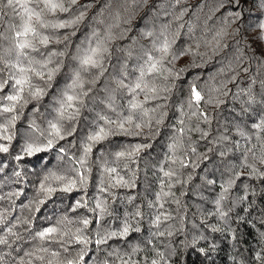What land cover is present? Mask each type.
Returning a JSON list of instances; mask_svg holds the SVG:
<instances>
[{
    "label": "trees",
    "instance_id": "16d2710c",
    "mask_svg": "<svg viewBox=\"0 0 264 264\" xmlns=\"http://www.w3.org/2000/svg\"><path fill=\"white\" fill-rule=\"evenodd\" d=\"M86 2L88 0H80V3ZM173 2L150 0L152 7L141 8L131 25H121L130 30L113 42L112 55L106 62L107 71L94 85H86L91 87V91L85 98L79 118L75 122H65L67 129L75 128L72 135L58 141L47 152L16 159L20 146L30 137V122L35 120L46 127V120L52 118L48 96L38 112L33 111L35 102L28 104L20 113L15 127H10L9 131L14 135L10 150L0 153V168L3 169L0 171V217L4 219L0 224V238L8 241L6 245H0V264H21L22 260L28 264L30 259L31 264H44L25 255L28 252L45 255L37 251L41 247L59 251L61 264L77 258L83 248L74 238L78 228L93 240L81 264H104L106 259H110L108 253L114 249L131 255L133 248L138 251L132 258L139 264H149L152 259H157V252L164 254L167 264H264V178L253 175L249 167L251 165L264 172V164L258 159L264 155V131L252 127L264 115V104H261L264 90L260 85L264 80V56L259 54L258 46L252 44L255 30L249 27L250 24L255 25L259 13L254 8L249 13L246 7L241 18L236 20L229 16L236 9L227 2L221 6L222 0H184L175 7ZM102 6L103 0L89 11V18ZM118 7L119 4L114 2L112 10ZM184 8L187 12L183 20L176 21L175 16ZM104 19L106 23L111 22L110 12L105 13ZM260 19L264 20V16ZM18 22L11 10L5 9L0 31L11 37L8 25ZM85 23L88 26L80 25L76 35L71 37L69 52H74V45L81 43L91 28L97 26L94 22ZM180 23L184 24L183 28H179ZM190 26L191 32L188 30ZM238 26L240 31L231 35ZM221 28L230 33L226 38L229 47L223 52L211 59H202L199 54L181 55L167 66L175 71L182 68L185 71L178 78L164 80L161 77L156 80L158 87L170 89L163 93L167 99L149 101L145 107L152 109L163 104L159 110L166 114L162 124L155 123L159 111L150 112L148 116L137 111L134 113L137 122L151 119V126L142 129L143 135L109 136L93 145L86 163L81 166L79 161L84 156L87 137L98 124L104 123L99 117L116 120L129 114L131 97L125 90L117 89L116 82L124 78L122 66L125 64V82L139 74L136 67L143 61L138 58L142 57L143 50L151 49L153 40V37L143 36L142 31H153L156 35L165 33L171 39L179 29L172 51L191 48L196 52L199 42V52L202 53L206 51L203 39H211ZM70 31L62 29L58 34ZM114 31L118 34L120 29ZM10 46V39H0V55H4V50ZM50 47L62 49L63 45ZM236 48L243 54L241 69L247 68L248 71L240 70L237 79L227 83L228 94L219 97L222 101L219 107L201 102L199 111L207 113L211 119L206 123L198 118L199 111L192 115L194 109L187 106L190 86L195 84L203 94L215 97L216 93H209V89L220 87L222 81L233 75L221 74L219 70L234 58ZM119 49H130L131 58H128L127 51ZM64 60L68 63L69 58ZM66 75L57 77L59 88L67 82ZM91 78V74L85 75L86 80ZM59 88L50 91L58 92ZM139 99L143 100V94ZM110 103L112 107H109ZM182 111L185 113L183 116ZM9 115L0 117V124L6 123ZM180 119L184 120L183 125L178 123ZM180 127L186 131L177 148L170 150L169 145L179 135L176 130ZM203 132L208 135L203 136ZM137 144L150 147L131 158L115 155L119 151L131 150ZM60 148L65 151L60 152ZM181 161L187 166H182ZM107 167L115 168L119 177L134 183L135 187H111L115 181L104 171ZM161 169L171 170L175 175L165 177ZM78 173L87 175L86 188L59 191L63 184L55 181L54 176L77 177ZM45 177H48L47 181ZM229 180L234 183L225 199L217 205L223 190L221 185L227 186ZM41 183L51 184L58 190L51 196H45L40 191ZM162 188L168 195L158 201L157 194ZM78 201L87 207H77ZM101 201L106 205L107 213L97 222L99 209H96V204ZM137 210L140 216H135ZM220 212L224 213L223 217ZM159 214L162 216L157 227L154 221ZM163 216L171 218L165 220ZM84 219L92 221L87 228L82 224ZM126 219L139 231L131 232L126 238H113L106 245H95L97 233L102 235L118 230ZM47 227L57 228L55 242H44L36 236ZM8 228H12L14 235L8 233Z\"/></svg>",
    "mask_w": 264,
    "mask_h": 264
},
{
    "label": "snow or ice",
    "instance_id": "6c2138e0",
    "mask_svg": "<svg viewBox=\"0 0 264 264\" xmlns=\"http://www.w3.org/2000/svg\"><path fill=\"white\" fill-rule=\"evenodd\" d=\"M114 2L118 3L119 7L113 11L112 5ZM183 2L184 0H174L173 7ZM223 2L231 4L236 9V11L229 13V16L236 20L241 18L246 7L249 13L253 8L256 9L259 13L257 22L254 26L250 24L249 27L255 30V35L251 37L252 44L257 45L259 54L264 56V20L260 19V16H264V0H222L221 6H223ZM98 4H101V0H88L86 3H80V0H0V5H2L0 7V22L3 20L5 9H10L13 16L17 17L19 21L18 23H9L7 31L11 32V37L0 31V39L11 40V46L4 50V55H0V117L10 114L7 122L0 124V141H4L0 142V153L9 152L11 141L14 138L9 129L15 127L23 109L28 104L35 102L36 106L33 111L38 112L40 107L43 106L46 96L50 97L49 104L51 105L50 114L52 118L46 120V127L37 124L35 120L30 122V137L20 146L16 159L22 160L25 156L31 157L47 152L53 149L58 141L72 135L75 128L67 129L65 122H75L79 118L81 109L85 105V98L89 96L91 91V87H86V85H94L107 71L106 62L112 55L113 42L118 38H122L130 30L129 28H122L121 25H131L136 13L141 8L153 6L150 4V0H103V6L95 15L89 18V11ZM106 12H110V23L105 22ZM186 12V8L181 9L179 14L175 16V20L182 21ZM86 21L94 22L97 26L91 28L89 35L81 43L74 45V52H69V46L72 44L71 37L76 35L80 25L88 26L85 23ZM183 27L184 24L180 23L179 28ZM62 29H70L71 31L59 35V31ZM114 29H120L119 33L117 34ZM188 30L189 32L192 31L191 26ZM239 31L240 27L238 26L231 35H235ZM141 34L153 37V40L151 49L143 50L142 57L138 58L143 61L136 67L139 74L135 79H128L125 82V78H127V65L125 64L122 66L125 70L122 72L124 78L116 82L117 89L125 90L131 97L128 102L129 114L120 116L116 120L106 116L99 117L104 123L102 125L98 124L95 131L87 137L88 143L84 146V156L79 161L81 166L86 163V157L92 151L93 145L108 139L109 136H140L143 135L142 129L144 127L151 126V119L137 122L134 119V113L140 111L144 116H148L150 112L156 113L164 107L163 104H158L156 108L149 109L145 107V104L153 100L167 99V96H164L163 93L169 92L170 89L167 86L158 87L157 79L161 77L164 80H168L169 77L178 78L179 74L185 71L183 68L175 71L167 65L173 64L181 55L187 54H199L202 59L204 57L211 59L212 56L220 54L225 48L229 47L226 38L230 35L227 30L221 28L212 35L211 39L204 38L203 46L206 51L201 53L199 52L201 47L199 42L196 44V52H193L191 48L172 51V46L180 34L179 29L172 35L171 39L165 33L156 35L153 31H142ZM61 44L63 45L62 49L50 47L51 45ZM245 47H250V45H245ZM119 51H127L128 58L132 56L130 49H119ZM234 52L236 53L234 58L219 70L221 74L233 73V75L222 81L220 87L209 89V93H216L215 97L210 94H203L202 90H198L195 84L190 86L187 106L189 109H194L192 115H197L201 102L209 105L215 104L219 107L222 103L219 97L228 94L227 83L234 82L240 70L248 71L247 68L241 69L243 58L241 50L236 48ZM169 56H171V59H169ZM65 57L69 58L68 63H65ZM64 73L67 74V82L63 88H59L57 77ZM86 74H91L92 78L86 80ZM252 83H255V80ZM260 85L261 89L264 90V80L260 82ZM54 88H59V91H50ZM141 94H143V100L139 99ZM261 104H264V99H262ZM109 107H112L111 103ZM165 115L163 111H159V118L155 119V123L157 125L162 124ZM183 115L185 113L182 111L181 116ZM198 118L206 123L211 122L208 114L203 111H199ZM178 123L183 125L184 120L180 119ZM252 127L264 131V115H261L259 123H253ZM196 130L199 131L200 129L197 128ZM176 131L179 135L169 145L170 150L177 148L178 141L182 138L186 129L180 127ZM202 135L206 137L208 133L203 132ZM146 147H150V145L137 144L132 146L131 150L119 151L115 155L118 158H131L139 155L140 151ZM59 151L64 152L65 150L60 148ZM258 159L260 163L264 164V155H261ZM172 162L175 163L176 161L173 160ZM181 165L187 166L183 161H181ZM249 167L252 168L253 175L264 178V172H259L254 166L249 165ZM2 170L0 168V171ZM104 171L109 174L111 180L115 181L110 185L111 187H135L134 183L119 177L115 168L107 167ZM161 171H163L165 177L171 178L175 175L171 170L164 171L161 169ZM112 174L116 175L113 176ZM16 175H19V173H16ZM53 179L62 182L63 186L59 191L63 192H71L74 189L87 187V175L83 173H78L77 177L54 176ZM47 180L48 177H45V181ZM208 183H213V181H208ZM233 183V180H229L227 186L221 185L223 190L220 198L216 201L217 205L225 199ZM57 190L51 184H40V191L45 196H51ZM101 191H104V189H101ZM167 195L168 193L164 192L162 188L161 193L157 194V200L159 201L162 196ZM81 206L87 207L86 204L81 205L78 201L77 207ZM96 209H99L97 216V222H99L103 215L107 213V207L101 201L96 204ZM96 209H90V211H96ZM140 215V211L137 210L135 216ZM220 215L223 217L224 213L220 212ZM161 216L162 214H159L155 218L154 223L157 227L161 222ZM170 218V216H163L165 220ZM2 223H4V219L0 217V224ZM91 223L92 221L89 219L82 221L84 228H87ZM7 231L10 235H14L12 228H8ZM57 231L55 227H47L37 232L36 236L44 242H55ZM136 231H139V228H133L131 222L126 219L118 230L102 235L97 233L94 243L96 246L106 245L113 238H126L131 232ZM158 234L163 235V233ZM171 234L169 233V235ZM74 238L77 243L83 245V248L77 258L65 260L62 264H81L87 254L88 245L93 243V240L83 235V229L78 228ZM7 243V239L0 238V245H6ZM64 250L67 251V249ZM37 251L45 255L32 252L25 253V255L30 258L35 257L36 260L44 262V264H54V262L55 264H61L58 261L59 251H50L47 247H41ZM137 251V248H133L132 254L129 255L114 249L108 253L110 259H106L104 264H117V261L119 264H139L138 261L132 258V255ZM157 257V259H152L149 264H167L163 253L157 252ZM21 264H24L23 260ZM28 264H31V259Z\"/></svg>",
    "mask_w": 264,
    "mask_h": 264
}]
</instances>
